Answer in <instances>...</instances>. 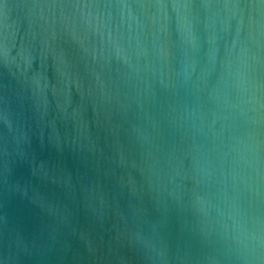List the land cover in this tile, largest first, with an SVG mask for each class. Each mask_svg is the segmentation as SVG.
I'll return each mask as SVG.
<instances>
[{
    "label": "water",
    "instance_id": "water-1",
    "mask_svg": "<svg viewBox=\"0 0 264 264\" xmlns=\"http://www.w3.org/2000/svg\"><path fill=\"white\" fill-rule=\"evenodd\" d=\"M0 264H264V0H0Z\"/></svg>",
    "mask_w": 264,
    "mask_h": 264
}]
</instances>
